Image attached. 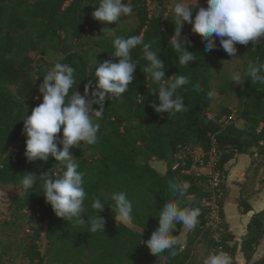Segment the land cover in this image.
<instances>
[{
	"label": "trees",
	"instance_id": "1",
	"mask_svg": "<svg viewBox=\"0 0 264 264\" xmlns=\"http://www.w3.org/2000/svg\"><path fill=\"white\" fill-rule=\"evenodd\" d=\"M98 2L0 0V185H21L25 172L39 175L53 167L58 173L65 170L52 157L46 163L27 162L24 155L26 135L23 134L26 108L27 115H31L32 108L42 103L39 85L56 62L76 69V84L71 91L83 94L84 85L90 80L95 85V69L112 58V41L116 36L142 35L144 42L151 43V50L165 62V79L181 74L189 78L190 83L176 93L183 99L186 110L175 115L155 112L150 105L153 102L158 105L159 100L149 93L156 85L150 75L147 77L141 71L147 63L140 59L141 47L134 49L133 59L140 60L135 79L120 100L106 101L103 117L96 121L101 125L98 142L87 145L91 157L81 149L75 156L78 170L86 173L83 219L87 221L88 216L97 215L91 208L92 197L97 196L104 204V211L98 213L106 220L104 232L92 234L88 224L75 225L58 218L51 205L45 202L37 183L28 191L23 189L12 202L13 210L26 211L29 219L48 223V253L43 254L37 243L42 228H33L34 234L26 249L29 264H154L158 256L166 257L165 264H190L200 239L228 253L233 264H242L236 260L238 253L242 254L245 264H264V253L254 258L264 239V209L253 215L239 244H231L235 236L229 231L223 209V201L229 195L225 165L238 154L253 153L254 148L264 154V85H253L246 76L242 85L225 82L223 89L237 97L238 107L236 111L223 107L213 118L208 116L212 99L207 98V93L213 90V66L217 61L237 58L240 45H236L235 58L223 51L218 40L215 51L205 53L202 37L192 33V25L185 23L181 35L192 41L188 50L197 59L190 61L188 66H181L179 55L171 46L175 24L168 6L170 0H124L132 6L137 18L138 23L133 27L94 20L91 14ZM252 47L251 43L247 46L249 60L254 61L259 56L264 62V43L254 52ZM31 52L39 57L32 56ZM52 55L57 58L51 59ZM196 83L200 85V93L193 90ZM38 95L39 100L36 99ZM93 107L98 109L99 106ZM235 120H243L244 127H239ZM59 135L62 137V129ZM195 147L203 149L207 157L215 149L218 156L222 191L220 228L224 229L218 238L208 237L211 227L208 226L209 208L205 199L210 194V175L191 171L197 163L192 153ZM153 157L166 162L165 173L150 163ZM173 177L188 185L183 204L199 207L201 215L195 229L187 234L183 252L176 249V256L168 252L156 256L141 242L150 239L159 226L158 215L170 199L168 181ZM119 191L126 192L133 205L128 225L117 224L111 208L110 196ZM239 205L244 213L252 210L244 198ZM182 229V225H177L172 235L178 236ZM0 264H5L1 256Z\"/></svg>",
	"mask_w": 264,
	"mask_h": 264
},
{
	"label": "clouds",
	"instance_id": "2",
	"mask_svg": "<svg viewBox=\"0 0 264 264\" xmlns=\"http://www.w3.org/2000/svg\"><path fill=\"white\" fill-rule=\"evenodd\" d=\"M207 7L201 6L196 0L194 6L177 2L172 8L175 34L171 37L172 49L179 55V64L188 66L197 58L188 48L192 41L181 35L185 23L192 25L191 31L199 34L204 43V52L211 54L216 49V41L230 57H237V44L253 45L252 52L264 43V0H206ZM166 7V6H165ZM92 12L94 20L111 23L118 22L122 16L132 14L133 8L124 0H99L98 7L94 5ZM198 8L193 19V10ZM106 28V27H105ZM103 29V31L105 30ZM141 47L140 59L147 63L141 71L150 75L156 88L150 90V95L157 96L159 104L153 102L150 106L158 114L176 113L186 110L183 99L176 95L177 90L190 83L187 76L172 75L165 79V62L157 52L151 50V43H145L142 35L130 37L116 36L112 41V58L100 63L95 69L96 83L90 80L84 85V93L71 91L76 84V69L69 64L56 62L43 76V82L38 91L42 94V103L32 108L31 115L23 118V134L26 135L25 157L27 162L36 160L47 162L54 158L61 168L58 173L55 167L42 171L39 175L25 172L21 186L28 191L39 184L45 196V202L50 204L58 218H63L75 225H89V232L94 234L105 229L106 220L98 215L104 211V204L97 196L92 197L91 208L97 212L94 217L85 221L84 201L85 172L79 171V165L74 159L72 148L84 145H94L98 142L101 125L96 121L102 119L107 100H120L135 79L134 73L139 59H133L132 51ZM114 60L116 62H114ZM253 85H264V62L257 56L247 65L245 73ZM232 82L242 84L244 79L237 72L231 76ZM94 89V90H93ZM193 90L201 92L199 83L193 85ZM215 90L207 93V98L217 96ZM37 100L40 99L38 95ZM93 105H98V109ZM63 131L62 137L59 135ZM62 145V149L59 147ZM169 200L159 212V226L152 232L150 239L142 240L150 253L158 256L168 252L171 256L184 251V244L179 236L172 235L177 225L193 230L199 223L201 209L183 204L188 185L173 177L168 181ZM112 211L117 224L128 225L131 222L132 202L124 191L113 192L110 196ZM204 264H233L232 257L222 249L212 253Z\"/></svg>",
	"mask_w": 264,
	"mask_h": 264
},
{
	"label": "rangeland",
	"instance_id": "3",
	"mask_svg": "<svg viewBox=\"0 0 264 264\" xmlns=\"http://www.w3.org/2000/svg\"><path fill=\"white\" fill-rule=\"evenodd\" d=\"M177 2H180V0H170L168 3L169 8L172 9ZM183 2L189 4V6H194L196 0H183ZM198 3L201 6L207 7L206 0H198ZM197 11L198 8H194L193 19L195 18ZM118 22L122 25L130 27L136 26L138 23L137 18L134 15V10L131 15L122 16ZM30 54L32 56L39 57L36 52H31ZM50 58L56 59L57 55H52ZM249 62L250 60L248 57L247 46L240 45L239 55L237 58L232 60L217 61L214 64L212 88L218 93V95L212 98V105L209 109L211 115L210 118H213L215 113L220 112L223 107H230L234 111L237 109V97L230 91L224 90L223 87L225 82H230L238 86V84L232 82L231 76L238 72L242 79H245V73ZM78 149H81L87 157H91L92 152L88 148L87 144L84 145V142L81 141L79 148L74 147L70 150L74 159ZM160 161V159H157V161L153 160V164L157 169H161L160 166L162 163ZM263 184L264 180L261 181L260 186ZM253 185L255 187L257 186V183H254ZM208 189H210V184ZM22 191L23 188L21 185H0V256L3 258L5 264H29L26 249L28 248L30 239L34 234L33 228L38 226L42 228V231L41 237L37 240V243L43 254L46 255L48 253L49 241L46 236L48 223L42 221L35 222L29 219V217H26V211L19 212L13 210L12 208L13 199L22 194ZM223 230L222 226L220 228V223L217 227L212 226L208 233V237L218 238ZM237 242L239 244L240 241ZM262 250L263 247L259 249V253L255 255L254 258H258ZM216 251L217 250L211 247L205 239H200L196 244L194 256L190 264H204L208 256ZM166 260L165 256H158L154 264H165ZM236 260L242 264L246 263L241 253L237 254Z\"/></svg>",
	"mask_w": 264,
	"mask_h": 264
},
{
	"label": "crops",
	"instance_id": "4",
	"mask_svg": "<svg viewBox=\"0 0 264 264\" xmlns=\"http://www.w3.org/2000/svg\"><path fill=\"white\" fill-rule=\"evenodd\" d=\"M208 116L211 117L210 112H208ZM235 121L239 127H244L243 120ZM202 150L200 147H195L192 151L195 156H199ZM253 151V153L238 154L225 165L227 170L225 181L229 195L223 201V209L225 220L229 225V231L235 236L234 241L231 242L233 244L238 243L237 241H242V238L247 233V226L253 215L264 209V184L260 186L261 181L264 180V154H259L257 148H254ZM153 160L157 161V158L153 157L150 160V163L155 167ZM160 162L162 163L161 169L155 168L159 172L165 173L167 170L166 162L164 160ZM191 171L196 174L209 175L211 168L195 163L191 167ZM237 182L244 184V186L241 187ZM254 183H257V186L254 187ZM241 198L250 203L252 206L251 211L247 213L242 212V208L239 205ZM188 232L189 230L183 228L178 235L182 243L186 241ZM261 247H263V250L258 257L264 253V239L255 255L259 253Z\"/></svg>",
	"mask_w": 264,
	"mask_h": 264
},
{
	"label": "built area",
	"instance_id": "5",
	"mask_svg": "<svg viewBox=\"0 0 264 264\" xmlns=\"http://www.w3.org/2000/svg\"><path fill=\"white\" fill-rule=\"evenodd\" d=\"M193 153V151H192ZM196 162L203 166H208L211 168L210 175V194L205 199V204L209 208V221L208 226H218L221 223L220 219V205L219 200L221 199V188L219 187L221 180V172L217 169L218 156L216 150L213 149L207 157V154L202 150L199 156H195Z\"/></svg>",
	"mask_w": 264,
	"mask_h": 264
},
{
	"label": "water",
	"instance_id": "6",
	"mask_svg": "<svg viewBox=\"0 0 264 264\" xmlns=\"http://www.w3.org/2000/svg\"><path fill=\"white\" fill-rule=\"evenodd\" d=\"M1 157V156H0Z\"/></svg>",
	"mask_w": 264,
	"mask_h": 264
}]
</instances>
